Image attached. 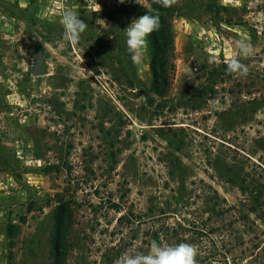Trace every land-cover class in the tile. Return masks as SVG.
Listing matches in <instances>:
<instances>
[{
  "label": "rangeland",
  "instance_id": "rangeland-1",
  "mask_svg": "<svg viewBox=\"0 0 264 264\" xmlns=\"http://www.w3.org/2000/svg\"><path fill=\"white\" fill-rule=\"evenodd\" d=\"M66 6L88 24L75 45ZM178 6L159 98L147 53L127 51L148 12L136 0H0V264H52L57 197L72 210L65 264L148 254L155 235L194 244L198 264H264V0ZM240 39L245 77L226 72Z\"/></svg>",
  "mask_w": 264,
  "mask_h": 264
},
{
  "label": "clouds",
  "instance_id": "clouds-1",
  "mask_svg": "<svg viewBox=\"0 0 264 264\" xmlns=\"http://www.w3.org/2000/svg\"><path fill=\"white\" fill-rule=\"evenodd\" d=\"M124 3L125 0H119ZM151 13L149 0H136ZM152 3L170 8L178 3V0H152ZM59 23L63 27V41L75 45L79 43L81 35L87 30L88 24L80 19L77 10L70 6L62 9ZM160 27L158 15L145 14L125 29L127 51L134 64H140L148 49L147 37ZM237 51L227 60L226 72L240 77L248 75V67L242 63V58H248L253 53V45L250 41L240 39L235 41ZM198 249L194 244L180 243L177 245H160L153 241L148 254L136 252L135 254H124L116 261V264H198Z\"/></svg>",
  "mask_w": 264,
  "mask_h": 264
},
{
  "label": "trees",
  "instance_id": "trees-1",
  "mask_svg": "<svg viewBox=\"0 0 264 264\" xmlns=\"http://www.w3.org/2000/svg\"><path fill=\"white\" fill-rule=\"evenodd\" d=\"M151 4V13L160 18V27L147 37L148 49V69L151 76L150 91L163 98L166 96L170 78L174 72L173 47L174 34L171 29V19L178 14V3L170 8H165L159 4ZM55 205L51 211L53 226L50 239V259L52 264H65L66 254L69 248V234L72 227V210L68 202L62 199H55ZM11 234V232H10ZM11 237V236H8ZM154 241L159 244V239L155 235Z\"/></svg>",
  "mask_w": 264,
  "mask_h": 264
},
{
  "label": "water",
  "instance_id": "water-1",
  "mask_svg": "<svg viewBox=\"0 0 264 264\" xmlns=\"http://www.w3.org/2000/svg\"><path fill=\"white\" fill-rule=\"evenodd\" d=\"M30 72L32 75H40L44 73L43 69V56L40 52H36V59L32 65Z\"/></svg>",
  "mask_w": 264,
  "mask_h": 264
}]
</instances>
